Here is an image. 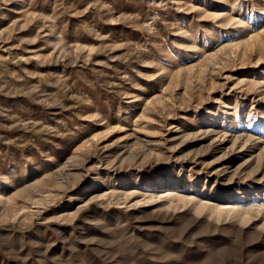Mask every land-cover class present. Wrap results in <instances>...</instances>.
Listing matches in <instances>:
<instances>
[{
  "label": "rangeland",
  "instance_id": "374dc122",
  "mask_svg": "<svg viewBox=\"0 0 264 264\" xmlns=\"http://www.w3.org/2000/svg\"><path fill=\"white\" fill-rule=\"evenodd\" d=\"M263 150L264 0H0V264H264Z\"/></svg>",
  "mask_w": 264,
  "mask_h": 264
},
{
  "label": "bare ground",
  "instance_id": "6f19581e",
  "mask_svg": "<svg viewBox=\"0 0 264 264\" xmlns=\"http://www.w3.org/2000/svg\"><path fill=\"white\" fill-rule=\"evenodd\" d=\"M253 85H254V84H253ZM212 130H213V129H212ZM217 131H218V130H217ZM210 132H213V131H210ZM210 132H206V131H205V137H206V138H207V136H209V135L212 134V133H210ZM215 132H216V131H215ZM222 132H223V131H222ZM222 132H220V133H222ZM213 133H214V132H213ZM220 133H219V134H220ZM224 133H225V132H224ZM203 134H204V133H203ZM225 134H226V133H225ZM228 134H229V133H228ZM215 135H216V134H215ZM220 135H221V134H220ZM220 135H219V136H220ZM202 136H204V135H202ZM217 136H218V135H217ZM235 136H236V135H235ZM238 136L241 137V138L244 137L243 135H241V136L238 135ZM238 136H237V137H238ZM221 137H222V136H221ZM221 137H220V138H221ZM223 137H224V136H223ZM223 137H222V138H223ZM230 137H231V136H230ZM215 138L217 139L216 136H215ZM227 138H228V137H226V138H224V139H227ZM233 138H235V143H236V140H239V139H240V138H239V139H236V137H233ZM213 140H214V139H213ZM217 140H218V139H217ZM245 140H246V141H245ZM220 141H221V140H220ZM239 141H240V140H239ZM242 141H243V140H242ZM244 141H245L246 143H247V142H252V137H248L247 139H244ZM244 141H243V142H244ZM255 145H256V147H257V144H255ZM254 147H255V146H254ZM260 147H261V146H259V149H260ZM261 148H262V147H261ZM263 151H264V150H263ZM260 157L264 158V152H261L259 158H260ZM258 162H259V161H258ZM259 164H260V163H259ZM263 165H264V164H263ZM258 167H261V166H258ZM258 170H259V169H258ZM256 172H257V171H256ZM249 175H251V173H250ZM161 195H163V194H161ZM144 196H145V193H144ZM144 196H143V197H144ZM155 196H156V195H155ZM89 197H90V201H93V200L97 199V197H96V196H93V195H91V196H89ZM166 197H168V196L166 195ZM145 198H146V197H145ZM168 198H169V197H168ZM168 198H167V199H168ZM172 198H173V197H172ZM180 198L183 199V201H184V202H187V203H188V202L191 203V202H194V201H195L194 204H195L196 206H198V209H199V210H203V209H207V208L209 209V208H210L212 211H216L217 213H218V212H219V213H222V212H225V211H226V212H232V211H233V207H232V209H229V210H223V211L220 210V209L217 210L216 208H214V207H212V206L206 204L204 201H203V202H202V201H197V200L195 199V197H193V196H191V197H190V196H188V197H180ZM87 200H88V198H87ZM87 202H88V201H87ZM87 202H86V203H87Z\"/></svg>",
  "mask_w": 264,
  "mask_h": 264
}]
</instances>
